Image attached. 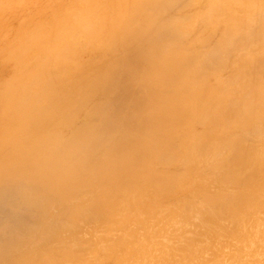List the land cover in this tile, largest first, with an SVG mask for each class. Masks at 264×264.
I'll return each mask as SVG.
<instances>
[{"label":"rangeland","instance_id":"374dc122","mask_svg":"<svg viewBox=\"0 0 264 264\" xmlns=\"http://www.w3.org/2000/svg\"><path fill=\"white\" fill-rule=\"evenodd\" d=\"M73 1L78 4L72 8L74 11L88 4L84 8L97 7L91 3L93 0H0V48L23 27L34 28L44 20L56 27L62 21L59 19L71 11ZM107 1L100 0L95 9L99 13L104 8L101 18L91 8L97 17L94 21L89 20L93 16L90 9L77 10V32L84 34L76 40V32H64L75 39L71 38L69 53L54 48V40L34 45H42L41 54L37 47L36 53L29 54L32 58L13 54L11 59L0 52V160L9 159L7 168L0 166V264H85L97 259L105 264H121L103 251L119 250L117 235L134 243L135 238L125 229L139 217L152 216L149 210L170 205L181 206L188 214L193 207L219 213L216 225L203 221L202 216H190L192 222L202 223L214 234H221L222 226L230 224L231 233L220 238H209L208 231L207 237L205 231L197 235L190 229L180 234L182 242L197 237L201 249L209 242V249H202L203 264H264V0H179L173 8L160 10H155V5L149 9L143 0ZM85 10L91 15L86 11L84 16ZM190 19L193 25L183 38L167 42L162 51L158 49V28L164 22ZM81 20L84 23L80 26ZM110 21H114L115 31H121L120 39L110 42V50L93 49L89 45L97 43L90 36L96 32L103 35L106 26L105 33L109 34ZM98 24L102 27L99 31ZM89 25L96 28L95 32ZM230 29L233 31L229 34ZM234 29L239 30L238 36H232ZM220 42L228 47L224 60ZM24 56L30 57L25 59L30 63L22 61ZM23 62V66L30 65L29 69L26 66L30 73L24 67V79L15 80L14 74L20 70L17 66ZM68 66L71 68L67 70ZM103 66H109L102 77L104 82L88 93L85 106L75 99L70 102L68 111L75 116L70 124L46 129L8 124L5 116L12 110L15 96L24 92L33 97L43 92V87L53 82L49 73L63 75L57 82L60 87L64 81L68 84L74 77L82 78ZM63 70L68 71H64L66 75ZM150 72H166L172 79L180 76L184 87L197 88L201 96L193 100L184 93L185 101L176 110L172 102H161L172 92V87L166 86L165 96L152 101L145 81ZM68 90L74 95L83 93L76 87L68 86ZM81 127L88 131L83 141L75 136ZM143 139L146 145H142ZM107 153L112 155L110 164L105 161ZM44 157L52 166L76 164L78 169L72 171L84 173L80 176L83 180L41 170L38 164ZM108 165L110 169L105 168ZM140 183L145 186L139 187ZM228 211H237L239 216H227ZM59 223L82 233L76 238H60ZM233 227L234 232H240L234 233ZM245 230L250 231L244 233L250 238L244 237ZM217 240L225 243L218 250L220 254L210 250V242L215 246ZM249 240L252 246H247ZM8 248L29 251L24 259L12 262L7 258Z\"/></svg>","mask_w":264,"mask_h":264},{"label":"bare ground","instance_id":"6f19581e","mask_svg":"<svg viewBox=\"0 0 264 264\" xmlns=\"http://www.w3.org/2000/svg\"><path fill=\"white\" fill-rule=\"evenodd\" d=\"M79 1L81 2V0H77V2L79 3ZM88 2V0H86ZM107 1V0H106ZM110 1V0H109ZM123 1V0H122ZM179 0H143V2L146 4V7L148 6L149 9H151L152 5H155L154 6V9L155 10H160V8H164V7H172L176 5V3H178ZM194 1V0H193ZM196 1H200V0H196ZM195 1V2H196ZM74 2V1H73ZM99 2L100 0H93L91 3H93V6L94 3L96 4L97 7H99ZM104 2V0H103ZM125 2V1H124ZM153 2V4H152ZM86 3V2H84ZM90 3V2H88ZM108 3V1H107ZM123 3V2H122ZM126 3V2H125ZM175 3V4H174ZM174 4V5H172ZM78 6V4H76L74 2V5L71 4L72 7H70L71 11H69L68 13H66L65 15H63L59 20L62 22H59L60 24H58L56 27H53L52 26V22L50 23H47V21H43L41 24L39 25H35V27H30V28H21L20 31L18 32V35L15 36V38L12 40V41H7L5 43V45H3V47L0 48V52L1 54H7L9 58L12 59V55L13 54H21V56H23L22 54H25V55H29V54H33L34 52L36 53V50L38 49L39 50V54H41V46H35L36 44H41V42L43 41H52L54 40V42H51L52 44L54 43L56 49L58 50H62L63 51V48L65 49V52H66V49L67 48H70L71 49V44L72 43V36L71 38L66 36L65 34L67 33H64L66 31L70 32L71 34L72 33H77V36L75 34V36L77 38H75L76 40L81 38L80 37V33L78 35V29L76 27V24L77 22H75L76 20L78 21V18H77V10L79 9V12L84 10V9H90L91 10V6L90 5V8H84V7H87L89 6V4L86 6L85 4L82 3V7L83 8H78L76 7V11L72 10V8L74 9L75 6ZM100 5H102V3H100ZM121 5V2L120 4ZM172 5V6H171ZM74 6V7H73ZM80 6V5H79ZM81 7V6H80ZM96 7V8H97ZM121 7V6H120ZM95 7L92 8L94 10V12L96 11V14L98 13L97 10ZM104 9V8H103ZM103 9H98V11L100 10L101 12L103 11ZM171 9V8H170ZM88 10V11H90ZM93 10L90 11V13L93 15ZM142 10V9H141ZM164 10V9H163ZM87 10L84 11V14L86 13ZM87 11V12H88ZM99 11V15L98 17H100L102 14H104V12L101 14ZM93 12V13H92ZM129 12V11H128ZM127 12V13H128ZM163 12V11H162ZM58 13V12H57ZM89 12L87 13V15H91ZM83 14V15H84ZM95 14V15H96ZM101 14V15H100ZM130 14V12H129ZM127 14V15H129ZM207 14V12H206ZM60 15V14H59ZM82 15V17H83ZM95 15L91 16L90 19H92L94 21V17H96ZM189 15V14H188ZM213 15H215L213 13ZM86 16V14L84 15ZM194 15H192L191 17H193ZM102 17V16H101ZM100 17V18H101ZM105 17V16H104ZM115 17V16H114ZM112 17V18H114ZM142 17V16H141ZM97 18V17H96ZM119 18V17H118ZM128 18H130L128 16ZM206 18L207 15H206ZM83 19V18H82ZM107 19V18H106ZM109 19V18H108ZM116 19V18H115ZM202 19V18H201ZM200 19V20H201ZM58 20V19H57ZM84 20V19H83ZM96 20V19H95ZM101 20V19H99ZM110 20H113V19H110ZM119 20V19H118ZM191 20V21H190ZM189 21H186V20H171V21H167V22H164L160 28H158V37H159V41L161 42V44H159L158 46V49H160L161 51L166 49L167 47V42H173V43H176L178 41L179 38H183L184 37V34L189 31L188 30V27L192 26L193 25V22H192V19H190ZM208 20H210L208 18ZM85 21V20H84ZM102 21V20H101ZM49 22V21H48ZM99 22V21H98ZM114 23V21H112ZM110 21V25H108V22H106V25H108L109 27V30L110 28L112 29L111 31H109V34H106L108 32H106L104 29L107 28V26L104 28V25L103 26V35L102 33H94L92 36L90 37H93V42H96L97 46H93V45H89L91 46L93 49L95 48H108L109 49V46L108 45H112L110 42L112 41H115L116 38L118 39L119 38V34L120 32H117L115 31V29H113V23ZM116 22V21H115ZM81 24H78V25H82V20L80 21ZM87 23V22H86ZM94 23V25H93ZM92 25L95 26L96 23L93 22ZM104 23V22H103ZM123 23V22H122ZM45 24H48V25H45ZM192 24V25H191ZM25 25V24H24ZM86 25V24H84ZM83 25V26H84ZM92 25L90 26L89 25V28L92 27ZM118 25V24H117ZM116 25V26H117ZM123 25V24H122ZM80 26H79V29H80ZM88 26V25H87ZM99 26V24H98ZM115 26V27H116ZM203 26V25H201ZM208 26V25H207ZM21 27V26H20ZM18 27V28H20ZM101 25L99 27H97V29H102ZM122 27V26H121ZM125 28V26H123ZM209 27V26H208ZM84 28V27H83ZM119 28V27H118ZM135 28L137 27H134L133 29L136 30ZM197 28V27H196ZM41 29V30H40ZM92 30H94L95 32V29L96 28H90ZM98 29V31H99ZM86 30H88L86 28ZM84 30V31H86ZM90 30V31H92ZM117 30H120V29H117ZM122 32L124 31L123 28H121ZM235 32L233 33V37L235 36H238L239 35V30L238 29H234ZM81 31V30H80ZM97 31V30H96ZM101 31V30H100ZM114 31V32H113ZM215 31V30H214ZM233 31V30H229V34L230 32ZM258 31V30H257ZM106 32V33H105ZM237 32H239L238 34H236ZM69 33V34H70ZM87 33V31H86ZM105 33V34H104ZM257 33V32H256ZM84 34V32H83ZM82 34V36H83ZM89 34V32H88ZM87 34V35H88ZM92 34V33H91ZM228 34V35H229ZM73 35V37H75ZM85 36V35H84ZM156 36V37H157ZM231 38L230 40L232 39H235V38ZM83 38V37H82ZM81 38V39H82ZM89 37L87 38H84V39H88ZM70 39V41H69ZM73 40H75L74 38H72ZM120 39V38H119ZM118 39V40H119ZM90 40L92 41V39L90 38ZM116 40V41H118ZM229 40V39H228ZM229 40V41H230ZM70 43V47H67V43ZM233 42V40L231 41ZM68 43V44H69ZM116 43V42H115ZM43 44V43H42ZM91 44V43H90ZM53 45V46H54ZM230 45H233L232 43H230ZM66 46V47H65ZM78 46V45H77ZM220 46L219 48L222 50L221 51V56L223 55L224 58L223 60L226 58V52H227V49L228 47L222 42H220ZM85 49H87L86 46H84ZM111 47V46H110ZM152 47V45H151ZM105 48V49H106ZM218 48V49H219ZM230 48V47H229ZM43 49V48H42ZM46 49V47H45ZM69 49V50H70ZM77 49V48H76ZM84 49V48H83ZM217 49V50H218ZM37 50V51H38ZM69 50L67 49L68 53H69ZM100 50V49H99ZM103 50V49H102ZM110 50V49H109ZM45 51V50H44ZM105 51V50H104ZM84 52V51H83ZM215 52V51H214ZM55 53V52H54ZM61 53V51H60ZM88 53V52H87ZM36 55V54H35ZM35 55L33 57H35ZM73 55V54H72ZM86 55V54H85ZM196 55V54H195ZM30 56V55H29ZM78 56V54H77ZM25 57V56H24ZM28 56H26L22 61H26L25 59L27 58ZM31 57V56H30ZM29 58V60H31ZM92 57V56H91ZM217 57V56H216ZM220 57V55L218 56ZM2 58V56H1ZM27 58V59H28ZM32 58V57H31ZM36 58V57H35ZM72 58V57H71ZM196 58H199V56H196ZM7 59V57H6ZM34 59V58H33ZM213 59V58H212ZM3 60V59H2ZM19 60H21L19 58ZM217 60V59H215ZM222 60V57L217 60V61H220ZM6 61V60H4ZM28 61V60H27ZM26 61V63H27ZM41 61V60H40ZM39 61V62H40ZM206 61V59H205ZM204 63L206 64V62L208 63V61H206ZM3 62V61H2ZM29 62V61H28ZM30 63V62H29ZM221 62H218L216 64H219ZM23 64H25L24 62L19 64V66H17L18 70L15 74H14V79L18 80L19 81V78L23 76V74L26 72L24 71V69L22 68H26L27 70V67L29 69V66L28 65H25L23 66ZM27 66V67H26ZM70 66L68 67H65L67 70ZM35 68V66L33 67ZM31 68V69H33ZM71 68V67H70ZM109 68V66H108ZM108 68L107 66L106 67H102V68H99L98 70H95L94 73H91V74H87L85 75L84 77L82 78H78L77 76L74 77L73 80H71L70 82L65 83L66 81H64V84L63 85H60V87H58L57 85V82L60 83L61 81L59 80L60 78H62V74H58V73H49L48 75H51L52 78H53V82H51V84L49 85H44L46 87V90H45V87L43 92H41L40 94H35V96L33 97H30L28 96L27 94H25L24 92L20 93L18 96H15V98L17 97L16 99V102H14L10 108L12 107V110L9 109V114H8V117H6L5 115V118L8 119L10 125H14V124H20V125H25V127H28V128H36V129H46V128H55L56 126H59L61 124H70L74 117L71 113L73 112H69L68 111V108L71 101H74V99L76 101H81L82 104L84 103V106H85V101L84 100H87L88 98V93L91 91V90H96L98 88V86H100V82H104V77H105V74L108 72ZM37 69V68H35ZM34 70V69H33ZM44 70V68L42 69ZM40 70V71H42ZM38 70V72H40ZM45 71V70H44ZM65 70H63L64 72ZM131 71V70H130ZM27 72L30 73V71L27 70ZM26 72V73H27ZM35 72V71H33ZM37 72V71H36ZM66 73L68 71H65ZM64 72V73H65ZM70 72V71H69ZM76 72V71H74ZM25 73V74H26ZM28 73V75H29ZM65 73V75H66ZM151 75L149 77H145L143 78L145 81H146V86L148 87V90L146 91L148 93V96L149 98L152 99V101H155L158 97H163L165 96L166 92H165V89H166V86H171L172 87V92H170V95L168 97H166V99L163 97V99H161V102L164 101V100H168L172 105H175V109L177 110V107L180 108L183 104V102L185 101L182 96L183 94H188L191 99H199V97L201 96V92H199V90L197 88H186L184 87V81L183 79H180V76H179V79L176 78V79H172L169 76V74H167L166 72H164V74H157V73H152L150 72ZM32 74V73H31ZM38 74V73H37ZM36 74V75H37ZM40 74V73H39ZM46 74V73H45ZM68 75L65 76L68 78ZM2 76V75H1ZM25 76V75H24ZM40 77H42V75H40ZM30 78V77H29ZM32 78V77H31ZM36 78V77H35ZM24 79V77L22 78ZM21 79V80H22ZM27 79V77H26ZM48 79V78H47ZM55 79H57L55 81ZM63 79V78H62ZM61 79V80H62ZM66 79V78H65ZM36 79H34L35 81ZM125 80V79H124ZM27 81H30V80H27ZM26 81V82H27ZM49 81V80H48ZM40 82V81H39ZM63 82V80H62ZM15 83V82H14ZM19 82L15 83L14 85H19V87H21L20 83L18 84ZM30 83V82H29ZM12 84V83H11ZM21 84H22V81H21ZM44 84H47L44 83ZM27 85V84H26ZM24 86H25V83H24ZM68 86H70V88H74L76 87L77 91H82L83 93L82 94H73L74 92L73 91H69L68 90ZM18 87V88H19ZM101 87V86H100ZM99 87V88H100ZM194 87V86H193ZM18 88H15L16 89V92L18 91ZM29 89V88H28ZM67 89L65 92L64 90ZM139 89V88H138ZM141 89V88H140ZM32 90H35V89H32ZM42 90V89H41ZM71 90V89H70ZM23 91V90H22ZM26 92H28L26 90ZM39 93V92H38ZM91 96V93L89 94ZM147 96V95H146ZM13 98V97H12ZM45 101V104L43 103ZM75 101V102H76ZM75 102H72L71 104H74ZM137 102V101H136ZM135 102V103H136ZM43 104V105H41ZM82 104H81V107H82ZM80 105V104H79ZM78 105V106H79ZM155 105V104H154ZM42 106V107H41ZM87 110V109H86ZM173 112V110H171ZM182 111V110H181ZM4 112L7 113V111L5 110ZM176 112V111H175ZM174 112V113H175ZM173 113V114H174ZM172 114V115H173ZM171 115V114H170ZM181 116V115H180ZM173 118V117H171ZM173 120V119H172ZM174 121V120H173ZM173 121H172V124H173ZM155 122V121H154ZM171 122V121H170ZM84 123V122H83ZM166 124V123H165ZM263 124V123H262ZM86 125V124H85ZM156 125V124H155ZM84 126V125H83ZM87 126V125H86ZM8 129L10 128L8 125H7ZM24 127V128H25ZM165 127V126H164ZM264 127V126H263ZM262 127V129H263ZM33 128V129H34ZM161 128V127H160ZM166 128V127H165ZM174 129V128H173ZM160 130V129H159ZM261 130V129H260ZM87 130L84 129V127H81L79 129V131L76 133L75 136H77V139L79 141H83L82 139H84L87 135ZM167 131H165L166 133ZM23 134V133H22ZM128 134V133H126ZM131 134V133H130ZM133 134V133H132ZM167 134V133H166ZM13 135V134H12ZM19 134H17L18 136ZM21 135V133H20ZM104 135V134H103ZM250 135V134H249ZM259 135H263L262 134H259ZM264 136V135H263ZM166 137V136H165ZM173 137V136H172ZM12 138H14L12 136ZM130 138V137H129ZM154 138V137H153ZM156 138V137H155ZM261 138V137H260ZM148 139V138H147ZM163 139V138H162ZM13 140V139H12ZM90 140V139H89ZM134 140V139H133ZM9 141V140H8ZM6 142L5 145L9 142ZM14 141V140H13ZM12 141V142H13ZM17 141V140H16ZM71 142V141H70ZM151 142V141H149ZM73 143V142H72ZM90 143V142H89ZM139 143V141H138ZM142 143V142H141ZM156 143V142H155ZM4 145V146H5ZM10 144H8L9 146ZM73 145V144H72ZM71 145V146H72ZM78 145V143H77ZM142 145H146V141L143 139V144ZM11 146V145H10ZM79 146V145H78ZM217 146V144H216ZM101 147V146H100ZM193 150H195V147L194 146H190ZM189 147V148H190ZM79 148V147H78ZM86 148V147H85ZM217 149V147H216ZM229 149H231L229 147ZM191 150V149H190ZM54 152V151H53ZM129 153V152H128ZM130 154V153H129ZM106 159L105 161L107 163H111V161L108 162V160L111 158V154L107 153L105 154ZM11 157V156H10ZM23 157V156H22ZM47 157V156H46ZM205 157V156H204ZM223 157V156H222ZM113 158V157H112ZM224 158V157H223ZM3 159V158H2ZM0 160V162H2V164H0V166L2 168H4V166H6V168L8 167L7 165L9 164L8 163V156L3 159ZM12 159V158H11ZM20 159V158H19ZM101 160V158H100ZM118 160V159H117ZM161 160V158H160ZM29 161V160H28ZM36 161V160H35ZM40 163L38 164V168H40L41 170L45 169V170H48L50 172L53 173V171L57 172L59 175L62 174L64 176L67 177H71L72 179H74L76 176H84L83 174L82 175H77L75 174L72 170H74V168L77 170L78 169V166L75 164H67L66 166L65 165H62V166H58L55 164V166L51 165V163H49L47 161V159L44 157V158H40ZM21 162V161H19ZM94 162V161H93ZM12 163V162H11ZM36 163V162H35ZM36 165V164H35ZM34 168V167H33ZM104 168V167H103ZM105 168L107 169H110V165L105 166ZM104 168V169H105ZM2 170V169H1ZM6 170V169H5ZM8 170V169H7ZM99 170V169H98ZM44 171V170H43ZM49 172V173H50ZM94 172V171H93ZM99 172V171H98ZM103 172V171H102ZM104 173V172H103ZM102 173V174H103ZM87 174V173H86ZM107 174V173H105ZM95 175V174H93ZM52 176V174H51ZM53 176H55V174H53ZM96 176V175H95ZM101 178H102V175H100ZM45 179L46 178V175L44 176ZM57 178V175L55 176ZM74 177V178H73ZM77 177V178H79ZM99 177V176H98ZM76 178V179H77ZM82 177H80L79 179H81ZM86 178V177H85ZM84 178V179H85ZM43 179V177H42ZM64 179V178H63ZM66 179V178H65ZM75 179V180H76ZM87 179V178H86ZM99 179V178H98ZM103 179V178H102ZM19 180V179H18ZM17 180V181H18ZM53 180V179H52ZM78 180V179H77ZM83 180V178H82ZM92 180V179H90ZM89 180V181H90ZM96 180V179H95ZM48 181V179L46 180ZM64 181H67V180H64ZM88 181V182H89ZM112 181V180H111ZM57 182V181H56ZM59 182H61L59 180ZM58 182V183H59ZM78 182V181H77ZM50 183V182H49ZM97 183V182H96ZM103 183V182H102ZM63 184V182H62ZM64 184H67L66 182ZM143 183H140L138 186H142ZM50 185V184H49ZM60 186V185H59ZM131 186V185H130ZM145 185H143L142 187H144ZM150 187V186H149ZM153 187V186H152ZM133 189V188H132ZM131 189V190H132ZM27 191V190H26ZM251 192V191H250ZM88 193H91V192H88ZM87 193V195H88ZM93 193V192H92ZM113 193V192H112ZM137 193V192H135ZM32 195V194H30ZM28 195V196H30ZM85 196V195H84ZM135 196V195H134ZM92 197V196H91ZM96 198V197H95ZM155 198V197H154ZM98 203V201H97ZM134 204V203H133ZM129 207V206H128ZM1 208V207H0ZM50 209V208H49ZM131 211V210H130ZM52 212V211H51ZM130 213V212H129ZM191 213V214H190ZM189 214L186 213L183 208L180 206L178 207V205H170L168 208H165V207H161L159 209H155V210H149V214L152 215V216H142V217H139L137 219H135L132 224L127 227L125 229V233H128V235H132L136 241L133 242H129L127 239H126V236H118L117 235V238L115 240L116 244L120 246L119 250L117 251H113L112 248H109V249H105L103 251V254L107 257H110L111 259H114L116 262L118 263H121V264H203V262L205 261H202L201 259H204L202 258V254L204 252H202V249L201 247H199V239L197 237H194L192 239H189L185 242H182L181 240V237L180 234L183 233L185 231H187L188 229H190L192 232H195L198 234H202L201 231H205V236L207 235L206 234V231L209 232V230H212V229H209V228H205L202 226V223H194L192 222V220H190V216L192 215H196V216H202V220H206L207 222H211L213 225H216L218 222V219L216 218V216H221L219 213L217 212H210V211H206V212H201V210H198L196 208H192V211L190 212ZM148 214V213H147ZM246 214V213H245ZM226 215L227 216H239V213L236 211H231V212H226ZM3 216V215H1ZM189 216V217H188ZM230 218V217H229ZM208 220H211V221H208ZM225 225V223L223 224ZM227 227L225 226H222L223 227V231L221 234H214V233H211V231L209 232V235L208 237L209 238H220V236L223 237L222 234H225V233H231L230 231V224L228 226V224H226ZM218 226V225H217ZM219 226H221V224H219ZM236 227V226H235ZM225 228V229H224ZM54 229V228H53ZM57 229H58V233L60 236V238L64 236H70L71 238H76L77 236H79V233L80 231L78 230H75V229H71L69 226H67L66 224L64 223H59L58 226H57ZM220 229V228H219ZM234 227H233V232H234ZM221 230V229H220ZM219 231V230H218ZM240 232V230H238ZM236 231V232H238ZM57 232V231H56ZM234 232V233H236ZM249 233L250 231H247L245 230L243 232L244 233ZM82 233V232H81ZM80 233V234H81ZM57 234V233H56ZM238 234V233H237ZM216 237H215V236ZM236 235V234H235ZM240 235V234H238ZM242 235V234H241ZM56 236V235H55ZM207 237V236H206ZM244 237L245 238H250V236L248 237L246 234H244ZM241 238V236H240ZM57 239V238H56ZM55 239V240H56ZM222 239V238H221ZM203 240V239H202ZM206 241H208V239H204ZM220 240V239H219ZM214 241V240H213ZM210 242V250L211 251H214V252H217L218 250L221 251V246L223 247V244L222 242L218 241L215 243V246H211L214 245V242ZM228 241V240H227ZM224 242V241H223ZM249 242V243H247ZM247 246H252V242L251 240L247 241ZM205 243V242H203ZM227 243V242H226ZM201 244V243H200ZM223 244V245H222ZM51 245V244H50ZM53 245V244H52ZM51 245V246H52ZM57 245V244H55ZM202 245H205V244H202ZM208 245H209V242H208ZM208 245L207 247H204L203 250H208ZM206 246V245H205ZM226 247V246H225ZM238 251L239 250H242V248L240 247H237ZM9 252L7 253V258L9 260H13L12 262H17L21 259H24L25 258V254L29 251H22V250H16V249H10L8 248L7 249ZM209 250V251H210ZM264 250V249H263ZM208 251V252H209ZM210 251V252H211ZM217 252V254H220V252ZM207 252V251H206ZM224 252V251H223ZM42 254V253H40ZM213 254V252H212ZM217 254L215 253V255L217 256ZM93 260H89V262L91 263H85V264H105L104 261H102L101 259H97L96 261H93ZM74 262V261H73ZM72 264V263H70ZM74 264V263H73Z\"/></svg>","mask_w":264,"mask_h":264}]
</instances>
